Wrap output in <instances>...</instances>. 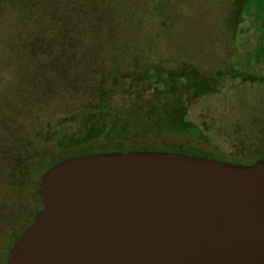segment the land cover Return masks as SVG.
<instances>
[{
    "label": "rangeland",
    "instance_id": "1",
    "mask_svg": "<svg viewBox=\"0 0 264 264\" xmlns=\"http://www.w3.org/2000/svg\"><path fill=\"white\" fill-rule=\"evenodd\" d=\"M49 2L57 15L79 8L78 0ZM88 2L93 30L81 28L85 44L76 49L53 36L43 44L31 22L0 8V264L40 205L41 173L62 155L55 134L81 135L90 113L104 108L119 124L136 105L180 100L207 135L204 152L240 165L264 160V0ZM28 37L33 48L19 49ZM182 64L216 76L214 91L193 99L161 89ZM137 143L169 151L190 139L159 133ZM12 153L21 161L8 164Z\"/></svg>",
    "mask_w": 264,
    "mask_h": 264
},
{
    "label": "water",
    "instance_id": "2",
    "mask_svg": "<svg viewBox=\"0 0 264 264\" xmlns=\"http://www.w3.org/2000/svg\"><path fill=\"white\" fill-rule=\"evenodd\" d=\"M3 264H264V160L160 151L58 161Z\"/></svg>",
    "mask_w": 264,
    "mask_h": 264
},
{
    "label": "trees",
    "instance_id": "3",
    "mask_svg": "<svg viewBox=\"0 0 264 264\" xmlns=\"http://www.w3.org/2000/svg\"><path fill=\"white\" fill-rule=\"evenodd\" d=\"M47 1L48 0H0V8L3 5L9 4L18 19L31 22L29 26L31 33H36L34 36L40 38L43 44L46 43V40L51 38L50 36H53L59 38L64 46L68 48L76 49L79 48V46H84L85 42H81V37L84 34L81 28L87 26L92 32L93 28L90 27V24L86 23L90 21L89 15L90 13L93 14L94 6L89 4L88 0H78L79 8H71V6L66 5L67 11L63 10L57 15V9L52 11V6H48V8L44 7ZM49 1V4H51V0ZM69 1L70 0H65V3L69 4ZM82 4L84 7L88 5L89 9H85ZM67 12H75L76 14L72 15ZM55 16L56 18H54ZM63 16H68L70 18L71 25H69L67 21L63 24V20H60ZM55 27L57 28V32L53 34ZM35 28L36 31H34ZM88 31L86 33H88ZM50 32H52L51 34L53 35L48 36L47 34ZM33 38H23V41L19 42L21 44V48L19 47V49L23 50L29 45L28 49L31 50L33 48L31 45ZM161 86V89L164 91H167V89L170 90V96L174 93L183 96L188 94L190 98L194 99L214 91L216 87V76L204 74L192 65L182 64L177 70L168 71L167 77L162 81ZM107 119L108 123L106 124ZM116 120V117L108 116V111L103 108L100 113H90L88 115L83 122L85 130L81 135L73 133L67 136L55 134L53 138L54 143L62 154L55 163L75 155L109 151H160L230 162L221 159L219 154L211 155L200 148V140L204 142L208 141L207 135L205 131L202 130V127L193 123L188 118L187 105L180 100L172 99L164 101L159 105H149L143 108L136 105L125 113V118H123L119 124ZM159 133L184 135L189 137L190 143L184 144L180 148L167 149L169 151L163 150L160 146L155 144H153L154 146L144 147L137 143L141 138H145L147 135ZM99 136L103 137L102 140L95 143L96 141H94V139ZM49 137L52 138L53 133H51ZM109 147L112 148L109 149ZM7 156L8 164L15 160L21 161L19 155H13L12 153V155L8 154ZM23 160L24 159H22V161ZM234 164L240 165L239 163ZM40 206L41 201L36 211Z\"/></svg>",
    "mask_w": 264,
    "mask_h": 264
},
{
    "label": "flooded vegetation",
    "instance_id": "4",
    "mask_svg": "<svg viewBox=\"0 0 264 264\" xmlns=\"http://www.w3.org/2000/svg\"><path fill=\"white\" fill-rule=\"evenodd\" d=\"M28 223H30V222H28ZM27 225H28V224H27ZM27 225H26L25 227H27ZM25 227H24V228H25Z\"/></svg>",
    "mask_w": 264,
    "mask_h": 264
}]
</instances>
